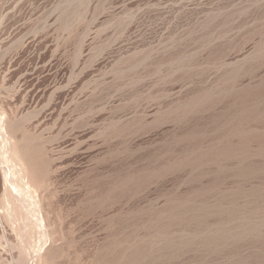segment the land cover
<instances>
[{"label":"rangeland","instance_id":"rangeland-1","mask_svg":"<svg viewBox=\"0 0 264 264\" xmlns=\"http://www.w3.org/2000/svg\"><path fill=\"white\" fill-rule=\"evenodd\" d=\"M262 91L264 0H0V264H264Z\"/></svg>","mask_w":264,"mask_h":264},{"label":"bare ground","instance_id":"bare-ground-1","mask_svg":"<svg viewBox=\"0 0 264 264\" xmlns=\"http://www.w3.org/2000/svg\"><path fill=\"white\" fill-rule=\"evenodd\" d=\"M262 88V87H261ZM256 94V93H255ZM259 94H261V93H259ZM262 94H264L263 93V91H262ZM261 94V95H262ZM262 97V96H261ZM259 99H262V98H259ZM253 100V99H252ZM258 109H260V108H258ZM258 109H257V111H258ZM261 110V109H260ZM259 110V111H260ZM256 111V110H255ZM257 111H256V113H257ZM262 112V110L260 111V113ZM253 113H254V111H253ZM259 113V112H258ZM262 114V113H261ZM258 114H256V116H257ZM260 115V114H259ZM263 115H264V113H263ZM251 116H253V114H251ZM250 116V117H251ZM246 118H247V116H245ZM254 117H255V115H254ZM258 117V116H257ZM256 117V118H257ZM264 117V116H263ZM238 118V117H237ZM248 118H249V116H248ZM243 120H241V122H242ZM264 121V120H263ZM239 122V121H238ZM1 124V123H0ZM250 124V123H249ZM263 124H264V122H263ZM255 125V127H256V124H254ZM253 126V125H252ZM260 126H262V125H260ZM264 126V125H263ZM259 128V127H258ZM263 128V127H262ZM4 129V128H3ZM253 129H255L254 127H253ZM2 130V129H1ZM227 131V130H226ZM255 131V130H254ZM250 134H252V133H250ZM253 135V134H252ZM263 135V134H262ZM6 136H7V134H6ZM239 136V135H238ZM240 137V136H239ZM245 137V136H244ZM263 137H264V135H263ZM246 138V137H245ZM248 138H249V136H248ZM9 139V137H6V139L5 140H8ZM245 141H246V139H245ZM233 142V141H232ZM247 142V141H246ZM234 143V142H233ZM4 146V145H3ZM9 146V145H8ZM5 147V146H4ZM7 147V146H6ZM230 148L231 147H229V151H231L230 150ZM24 149H26V148H24ZM226 149V147L224 148V150ZM233 149V148H232ZM8 150V149H7ZM223 150V149H222ZM226 151L228 152V149H226ZM16 153V152H15ZM18 153V152H17ZM16 153V154H17ZM211 153V152H210ZM213 153V152H212ZM27 154V153H26ZM243 154V153H242ZM239 157V156H238ZM33 158V157H32ZM6 163L8 164V165H10L9 164V162H12L11 164H12V169L11 168H9V170L11 169V171L13 170V173L16 171H19V172H21V174H23L24 173V171H25V168L24 169H22L23 167H21L19 170H17V166H16V164L17 163H15L14 161H15V159L14 158H11L10 156H7L6 158ZM242 161V160H241ZM45 164V163H44ZM42 164H41V162H40V166H39V173H41L42 171V166H41ZM19 168V167H18ZM27 168V167H26ZM245 170V169H244ZM8 171V170H7ZM10 171V172H11ZM9 172V171H8ZM9 172V174L8 175H10L11 173ZM246 172V171H245ZM248 173V172H247ZM18 175V174H17ZM237 175V174H236ZM22 176V175H21ZM5 182L6 181H9L10 179H9V177H7V172H6V175H5ZM4 178V177H3ZM11 178V177H10ZM24 181V180H23ZM11 182V183H10ZM22 182V181H21ZM80 182V181H79ZM9 183L11 184V186H10V189H11V192H13V193H15V194H18V196L19 197H21V196H23V195H25L26 196V193L28 194V193H30L31 192V187H32V185H31V181H25L22 185H18L17 183H15V182H13V181H9ZM91 189V188H90ZM206 189V188H205ZM14 194V195H15ZM29 195V194H28ZM15 196H17V195H15ZM32 196V195H31ZM15 198V197H14ZM23 198H25V197H23ZM182 198V197H181ZM18 199V198H17ZM26 200H27V198H25ZM18 201V200H17ZM29 201V200H28ZM92 201V200H91ZM21 202V201H20ZM22 202H23V200H22ZM26 202V201H25ZM24 202V203H25ZM32 203H33V201H32ZM27 204V203H26ZM38 204V203H37ZM20 205H22V204H20ZM23 205H25V204H23ZM38 206V205H37ZM30 207V206H29ZM25 208V207H24ZM24 208H22V209H24ZM35 208H36V206H35ZM188 208V207H187ZM217 208V207H216ZM30 209V208H29ZM36 210V209H35ZM37 210H38V221H39V219H42L43 217H42V215L41 214H39V213H41L40 212V208L38 207L37 208ZM31 211V210H30ZM200 211V210H199ZM181 212V211H180ZM215 212V211H214ZM31 213V212H30ZM31 216H32V214H30ZM41 215V216H40ZM30 216V217H31ZM33 216H35V215H33ZM34 218V217H33ZM36 218V217H35ZM159 218V217H158ZM161 218V217H160ZM197 220V219H196ZM42 221V220H41ZM44 221V220H43ZM42 221V222H43ZM160 221V220H159ZM42 224V223H41ZM44 224V223H43ZM156 224V223H155ZM156 225H158V224H156ZM43 226V225H42ZM163 227V226H162ZM157 229V228H156ZM160 229V228H159ZM220 229V228H219ZM45 232L46 231H44V235H45ZM46 234H47V232H46ZM45 236H47V235H45ZM167 236V235H166ZM171 236V235H170ZM207 237V236H206ZM210 237V236H209ZM216 237V236H215ZM215 239V238H214ZM44 240V239H43ZM172 240H174V239H172ZM42 246H44V245H42ZM161 247V246H160ZM167 249V248H166ZM165 249V250H166ZM176 251V250H175Z\"/></svg>","mask_w":264,"mask_h":264}]
</instances>
